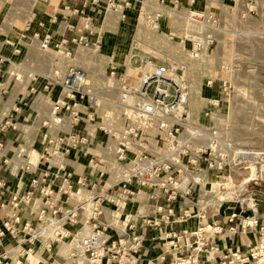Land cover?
<instances>
[{
    "label": "built area",
    "instance_id": "1",
    "mask_svg": "<svg viewBox=\"0 0 264 264\" xmlns=\"http://www.w3.org/2000/svg\"><path fill=\"white\" fill-rule=\"evenodd\" d=\"M216 1L82 0L78 6L60 0L51 16L60 25L57 35L32 31L41 57L32 66L44 65V71L32 70L26 78L18 73L22 61L0 55L13 65L11 77L0 79V95L13 93L10 80L17 94L24 91L2 113L0 134L20 133L10 141L14 155L3 163L11 175L28 177L16 188L0 177V207L9 211L0 225V264H132L146 240L135 223L206 220L224 208L231 210L228 223L259 226L256 193L235 201L238 209L229 196L236 191L233 172L247 178L252 166L256 178H244L242 186L264 185V149L241 142L237 132L246 128L234 118L238 100L264 97L252 88L264 78V0ZM36 8L26 30L33 21L45 26ZM127 20H137L153 36L164 33L168 44L161 50L176 48L181 55L142 59L134 67L140 76H117L115 54L105 55V33ZM14 52L30 57L33 48L20 40ZM105 58L110 73L99 69ZM187 62L212 69L203 82L210 91L207 125L196 123L188 109ZM91 66L99 69L93 77ZM26 109L33 111L31 119ZM10 142L0 141V151ZM215 182L231 185H221L218 193ZM259 229L262 240L252 257L229 251L222 264H264V225Z\"/></svg>",
    "mask_w": 264,
    "mask_h": 264
},
{
    "label": "rangeland",
    "instance_id": "2",
    "mask_svg": "<svg viewBox=\"0 0 264 264\" xmlns=\"http://www.w3.org/2000/svg\"><path fill=\"white\" fill-rule=\"evenodd\" d=\"M41 3L38 2V0H0V43L3 42L4 45L7 46H14L15 44H18V42L24 41L25 43H28L33 48V53L30 52V57H26L25 51H27L26 47L23 48L21 46L22 52L24 54H14L11 59L22 61L23 67L18 71L19 74H22L26 78L29 76V73L32 72V70H36L38 73L39 71H44L45 66L43 67H33L32 65L34 62H40L41 57L39 52V47L37 44V41L33 39V25L36 24V21L31 22V29L26 30L28 26L27 20L29 19L28 16L31 17L33 14L34 7L39 6ZM48 4V2H46ZM55 6V4L53 3ZM62 6V4H61ZM49 7L53 9L54 11L58 10L57 6L53 7L51 2L49 4ZM100 22V21H98ZM129 23V24H128ZM136 24H138L137 20H127L126 23H117L111 27H108L107 32L105 33V39L108 44V47L111 48L114 45H117V50L113 53H105V55L111 56L112 54H115L116 61L119 62V66L115 67V70L117 71V76H120L121 73L125 72L127 73V67L131 65L132 67H139L142 59L151 58L156 62H162L166 60L168 55H181L177 52V49L175 48L174 51L170 49H166L165 51L161 50V47L167 46L165 44L167 43V38L164 35V33H159L153 36L150 33H146L144 30H142L140 27H138ZM106 29V28H105ZM22 34L24 36H22ZM10 40L11 43L6 42L5 40ZM15 43V44H12ZM136 44V47L131 50L132 44ZM134 46V45H133ZM165 49V47H163ZM111 51V50H108ZM170 51V52H169ZM176 51V52H175ZM134 53V57L131 59V54ZM105 56V57H106ZM14 57L18 58L15 59ZM108 60L110 58H105L104 62L105 64L100 65L99 69L102 73L105 72V70L109 67H111V64L108 65ZM0 63H5V61H0ZM7 66L3 67V71L1 74L3 75V78L0 77L1 80H6L7 78L11 77V72L13 71V65L10 63V61L6 62ZM113 65V64H112ZM98 68L96 67H90L89 70L91 71V76L98 74ZM110 68L109 72L110 73ZM212 69L210 68H197L192 62H187L185 67V78L187 80V84L190 88V97L188 100V109L192 115L193 120L196 123H200L202 125L208 124V116H207V100L203 98V96L198 97V93L202 92L204 94V97L207 96V89L206 86H203V82L205 80V75L209 72H211ZM128 75V73H127ZM130 75V74H129ZM264 75V72L262 71L261 74H259L260 78ZM182 79L184 76L181 74ZM134 77V76H133ZM13 79V77H12ZM130 80V78H129ZM133 80V78H132ZM14 83V81H12ZM33 85H37L34 81L31 82ZM202 84V86H201ZM218 88V85H216L213 93L216 94V90ZM253 90L255 91H261L264 92V78L260 81L259 84L252 85ZM24 94V91L22 93ZM210 94V91H209ZM9 94L5 95V97L9 96ZM264 95V94H263ZM30 100V99H29ZM27 100V102H29ZM47 102H50L48 99ZM238 103L241 104V107L238 106L239 113L235 115V120L237 121V124L240 126L246 128V130H243L245 134V137L237 132V134L240 136L238 137L241 142L247 141L248 146L253 147H259L264 149V97L259 98H253L249 100H238ZM27 103L25 104V106ZM29 106V104H28ZM26 114H28V119H31L33 115V111H29L26 109ZM233 118V119H234ZM245 139V140H243ZM252 173V171H251ZM245 176L241 175L239 172H233V181L232 183L235 185L236 191L233 188L232 193L229 196V199L234 201L232 203V208L238 209L239 203L235 201H239L243 199H246L248 197H251L250 195L252 193H256L254 195V198L258 202V210L259 215L261 214L264 216V185L261 186H252L249 185L246 187V185L242 186V182ZM224 182L227 180H223ZM231 185L230 182L228 183H220L215 182L214 186L216 188V191L219 193V189H221V185ZM210 187V186H208ZM250 202V200H248ZM243 214H246L244 212ZM264 219V218H261ZM241 222V220H240ZM218 224H213L212 227ZM239 225L242 227V223H239ZM220 226V225H219ZM258 227V226H256ZM255 227V228H256ZM176 264H182L183 261L176 260Z\"/></svg>",
    "mask_w": 264,
    "mask_h": 264
},
{
    "label": "crops",
    "instance_id": "3",
    "mask_svg": "<svg viewBox=\"0 0 264 264\" xmlns=\"http://www.w3.org/2000/svg\"><path fill=\"white\" fill-rule=\"evenodd\" d=\"M59 1L52 0V6L56 7ZM69 1L78 6H81L82 4V0ZM57 12L58 11H54L47 4L41 3L37 6V20H43L45 26L38 27L36 21V24L33 25V31H39L41 34L50 31L56 36L57 28L60 25L58 23H53L51 21V16L57 14ZM3 42L0 43V55L10 58L13 57L15 54L14 46L4 45ZM104 50L107 53H113L117 50V45L109 48L105 39ZM14 58L18 59L16 57ZM114 63L119 66V62L116 61V59H114ZM4 66H7L6 62L3 64L0 63L1 78H3L4 75L1 74L4 70ZM10 83L12 84L13 93L7 97H5V95H0V121L2 119L3 111L5 109L11 110L13 105L19 102V98L22 99L24 97L20 93L17 94V83H12L11 80ZM25 115L27 116L26 113ZM19 135V132L9 129L6 133L0 134V141L8 143V141L16 140ZM14 150L13 142H10L7 149L0 151V177H6V179L12 183L14 188L19 185L23 187L26 182H28V177H24L20 180V177L11 175L3 163L5 157H11L14 155ZM8 197L9 193L5 198L8 199ZM1 202L2 200H0V204ZM8 212V208L3 209L0 207V225L8 217ZM230 212V209L224 208L219 215L215 216L210 214L206 220L190 218L180 223H162L159 226L155 225L146 227L144 223H135L137 224V231L143 232L146 235V240L141 253V258L132 264H176V260L183 261L182 264H222L225 255L229 251L235 250L240 251L244 256L248 255L252 257V255L257 252L258 246L262 240V233L259 227L264 225V219H261L264 218V216L260 214V223L258 227L243 229L239 225V219H236L235 223L227 222L226 219ZM25 215L28 218L30 217L28 211ZM213 224L220 225L222 232H212L211 229L213 228ZM231 227H237V232L232 233L230 230ZM170 232H176L180 239L177 240L174 236L169 235ZM173 241L177 243V246L174 245L175 242ZM64 250L65 249H63V251ZM162 256H165L164 260L162 259ZM251 263L256 264V260H252Z\"/></svg>",
    "mask_w": 264,
    "mask_h": 264
},
{
    "label": "bare ground",
    "instance_id": "4",
    "mask_svg": "<svg viewBox=\"0 0 264 264\" xmlns=\"http://www.w3.org/2000/svg\"><path fill=\"white\" fill-rule=\"evenodd\" d=\"M52 1V0H51ZM59 1V0H58ZM213 4H217V1L216 0H210ZM141 29H143L144 30V28H141ZM38 44V43H37ZM260 52H261V50L260 49H257L256 50V55L257 54H260ZM91 59H93V60H95L96 59V57L94 56V57H92V56H89ZM197 67V66H196ZM127 73H128V78L129 77H131V76H133V75H135V76H140V74H141V71H140V68H134V67H132V66H130L129 65V67H127ZM130 74V75H129ZM129 81V80H128ZM206 89L208 90V92H207V96H205L204 97V94L202 93V92H199L198 93V97L199 96H203V98H205L206 100H209V88L206 86ZM189 97H190V95H189ZM189 97H188V99H187V104H188V100H189ZM182 109V108H181ZM191 114V113H190ZM255 175V173L253 174V176ZM257 175V174H256Z\"/></svg>",
    "mask_w": 264,
    "mask_h": 264
},
{
    "label": "water",
    "instance_id": "5",
    "mask_svg": "<svg viewBox=\"0 0 264 264\" xmlns=\"http://www.w3.org/2000/svg\"><path fill=\"white\" fill-rule=\"evenodd\" d=\"M250 169H251L252 173L250 174L249 177L244 179L245 183H249L252 179L256 178L257 167L256 166H252ZM254 173H255V175L253 176Z\"/></svg>",
    "mask_w": 264,
    "mask_h": 264
}]
</instances>
